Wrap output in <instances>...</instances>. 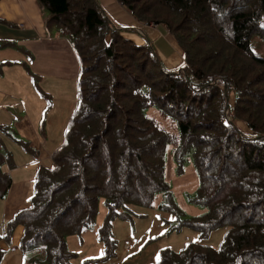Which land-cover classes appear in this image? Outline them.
<instances>
[{
  "label": "trees",
  "instance_id": "1",
  "mask_svg": "<svg viewBox=\"0 0 264 264\" xmlns=\"http://www.w3.org/2000/svg\"><path fill=\"white\" fill-rule=\"evenodd\" d=\"M116 1L139 24L162 25L182 61L165 69L97 0H37L45 29L73 50L76 99L54 166H37L27 206L5 221L0 241L20 225L21 258L38 249L30 264H69L66 235L89 228L102 199L105 254L92 260L102 264L113 255L112 219L156 202L198 238L225 231L215 247L189 241L149 264H264V58L250 45L254 35L264 45V0ZM167 150L176 173L190 160L197 187L189 201L200 214L181 217L164 177ZM3 164L13 165L0 143V199L11 183Z\"/></svg>",
  "mask_w": 264,
  "mask_h": 264
},
{
  "label": "crops",
  "instance_id": "2",
  "mask_svg": "<svg viewBox=\"0 0 264 264\" xmlns=\"http://www.w3.org/2000/svg\"><path fill=\"white\" fill-rule=\"evenodd\" d=\"M97 2L117 26L129 27L121 32L125 38L137 45L149 44L169 67L181 63L182 52L162 25L139 24L116 0ZM45 15L37 0H0V41L13 43L0 46V134L13 143H17L16 139L26 142L33 150L32 153L21 150L26 164L12 161L10 168L6 164L1 166L11 179L0 199L2 227L14 212L27 206L35 169L50 164L51 153L63 140L75 104L73 100L68 107L71 112L62 110L61 114H54L56 108H65V103L59 98L60 88L58 98L51 92L60 85L63 90L71 80L75 84L78 65L68 41L45 29ZM37 95L50 101L44 103ZM9 110L17 112L16 115L12 116ZM21 233L22 227L17 225L9 241H3L1 264L21 263L18 249Z\"/></svg>",
  "mask_w": 264,
  "mask_h": 264
},
{
  "label": "rangeland",
  "instance_id": "3",
  "mask_svg": "<svg viewBox=\"0 0 264 264\" xmlns=\"http://www.w3.org/2000/svg\"><path fill=\"white\" fill-rule=\"evenodd\" d=\"M264 24V16H263ZM250 45L257 56L264 58V45L258 36L250 38ZM165 69H175L176 67L167 66L164 61L160 60ZM20 80V79H19ZM21 82H25L21 80ZM58 84V81H55ZM42 83V81L40 82ZM41 86V84H39ZM64 101L65 108H56L54 114L59 115L62 110L71 112L68 108L75 100L76 89L75 84L71 80L66 82V86L62 90V85L56 90H52V95ZM40 101L43 100L40 95H37ZM46 101V102H45ZM70 102L67 103V102ZM59 106V105H57ZM72 110V109H71ZM13 116L15 111L9 110ZM12 126V122H6ZM236 125L240 130H245V126L238 122ZM1 133V132H0ZM0 142L2 150H5L16 164H26V156L21 152L22 148L13 143L0 134ZM47 168L54 166L50 159V164ZM164 177L170 185L174 201L182 211L181 217H190L200 214L204 209L189 201L197 187V179L195 177L191 162L189 159L184 161L182 171L176 173L173 161L168 150L165 152ZM1 204V201H0ZM154 207L131 206V212L124 217L115 216L111 222L110 234L113 240L112 252L113 255L107 258L102 264H149L153 263L158 258L159 250L168 248L177 250L182 248L184 244L191 242H201L210 246H217L225 231V226L213 229L206 237L198 238L196 233L186 227L177 228L174 226L173 215L164 210ZM105 214V206L102 199H99L96 213L89 228H84L79 233L67 234L65 237L66 248L72 253L69 264H101L92 262L96 258H100L105 254V241L100 239L99 227L102 224ZM1 223V222H0ZM2 223L0 224V233H2ZM4 245L3 240L0 241V246ZM0 247V248H1ZM2 249V248H1ZM40 250L35 249L31 253H25L21 258L20 264H30L29 257L39 258ZM34 262V261H33ZM1 264V262H0ZM38 264V263H36Z\"/></svg>",
  "mask_w": 264,
  "mask_h": 264
}]
</instances>
